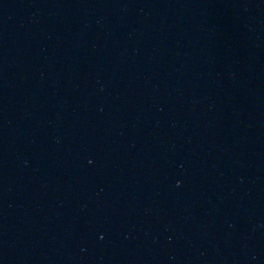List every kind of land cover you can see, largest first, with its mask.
Here are the masks:
<instances>
[{"label":"water","instance_id":"obj_1","mask_svg":"<svg viewBox=\"0 0 264 264\" xmlns=\"http://www.w3.org/2000/svg\"><path fill=\"white\" fill-rule=\"evenodd\" d=\"M0 264H264V0H0Z\"/></svg>","mask_w":264,"mask_h":264},{"label":"clouds","instance_id":"obj_2","mask_svg":"<svg viewBox=\"0 0 264 264\" xmlns=\"http://www.w3.org/2000/svg\"><path fill=\"white\" fill-rule=\"evenodd\" d=\"M179 183V182H178Z\"/></svg>","mask_w":264,"mask_h":264}]
</instances>
